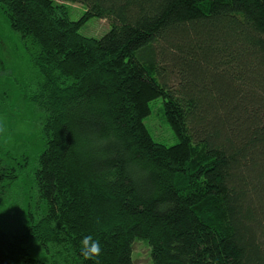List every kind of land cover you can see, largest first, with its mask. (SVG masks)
<instances>
[{
	"label": "trees",
	"instance_id": "obj_1",
	"mask_svg": "<svg viewBox=\"0 0 264 264\" xmlns=\"http://www.w3.org/2000/svg\"><path fill=\"white\" fill-rule=\"evenodd\" d=\"M68 2L86 6L79 19ZM0 12L31 67L41 137L30 201L0 211V264H133L137 238L153 264H264V0H0ZM92 17L110 30L84 35ZM159 97L172 145L145 122ZM6 150L0 207L29 163ZM87 235L97 260L80 255Z\"/></svg>",
	"mask_w": 264,
	"mask_h": 264
},
{
	"label": "rangeland",
	"instance_id": "obj_2",
	"mask_svg": "<svg viewBox=\"0 0 264 264\" xmlns=\"http://www.w3.org/2000/svg\"><path fill=\"white\" fill-rule=\"evenodd\" d=\"M67 5L69 16L73 20L79 19L86 11V6L82 3L68 2ZM110 28L111 24L106 18L92 17L82 25L80 31L86 36L101 37ZM0 34L5 42L0 44L2 60H5L0 61V90L6 91V86L8 87L7 93L0 94L4 102L3 111L0 113V143L17 160L25 162L26 156L29 161L20 170L18 181L0 207L1 213L6 214L10 210L14 212L21 209L30 201L33 158L40 150L41 137L37 129L39 116L28 103L24 92L31 67L20 40L12 32L8 19L1 12ZM151 106L152 112L145 122L153 136L168 145L177 143L178 138L165 119L163 98L152 101ZM132 257L133 264H153L149 244L144 239L135 240Z\"/></svg>",
	"mask_w": 264,
	"mask_h": 264
},
{
	"label": "clouds",
	"instance_id": "obj_3",
	"mask_svg": "<svg viewBox=\"0 0 264 264\" xmlns=\"http://www.w3.org/2000/svg\"><path fill=\"white\" fill-rule=\"evenodd\" d=\"M100 241L91 235L84 236L80 242V255L85 260H97L101 254Z\"/></svg>",
	"mask_w": 264,
	"mask_h": 264
},
{
	"label": "flooded vegetation",
	"instance_id": "obj_4",
	"mask_svg": "<svg viewBox=\"0 0 264 264\" xmlns=\"http://www.w3.org/2000/svg\"><path fill=\"white\" fill-rule=\"evenodd\" d=\"M4 42V39H2V37H1V34H0V44H2ZM5 43V42H4ZM2 54H1V48H0V61H2V62H5V60L3 59L2 60V56H1ZM12 77H13V75H12ZM5 86H6V84H5ZM8 92V87L6 86V91L5 90H0V94H5V93H7ZM1 96V95H0ZM1 100H2V98H1Z\"/></svg>",
	"mask_w": 264,
	"mask_h": 264
},
{
	"label": "water",
	"instance_id": "obj_5",
	"mask_svg": "<svg viewBox=\"0 0 264 264\" xmlns=\"http://www.w3.org/2000/svg\"><path fill=\"white\" fill-rule=\"evenodd\" d=\"M0 181H1V173H0Z\"/></svg>",
	"mask_w": 264,
	"mask_h": 264
}]
</instances>
